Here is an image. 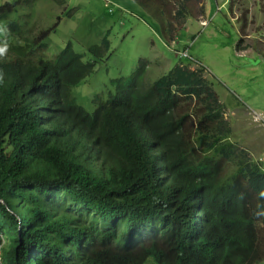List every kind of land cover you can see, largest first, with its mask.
Returning a JSON list of instances; mask_svg holds the SVG:
<instances>
[{
    "label": "clouds",
    "instance_id": "1",
    "mask_svg": "<svg viewBox=\"0 0 264 264\" xmlns=\"http://www.w3.org/2000/svg\"><path fill=\"white\" fill-rule=\"evenodd\" d=\"M40 1L7 0L0 8L8 2L18 4L19 8H24L23 11L19 10L21 13L18 24L34 29L41 23L30 25L31 13ZM49 1L42 0L41 4H52ZM77 1H68L74 5L73 8L65 11L61 16L63 19L57 18L54 25L52 22L50 28L43 29L41 38L33 33L37 45L43 47L45 44L46 48L36 45L37 54L24 57L23 60L17 59L12 54V49L28 54L29 51L23 49L27 45L20 38L11 35L7 27L0 29V160L13 152L15 143L22 141L23 144V155L20 158L4 160L0 165V264H18L20 243L16 244V234L23 222L20 214L28 209L26 204L21 208H11L8 201L29 194L38 202L45 203L46 215L59 221L58 229L65 235L63 240L55 235L53 245L46 243L25 250L23 256L29 264H37L39 259L48 257L50 251L56 249L61 250L63 259H70L74 264H123L119 261L121 255L133 256L140 250L161 252L158 260L149 258L148 264H174L178 253L174 245L178 240H182L187 249H193L201 242L203 217L210 215L206 207L204 185L199 180L190 183L188 176L179 170L175 163H171L170 153L163 142L154 134L150 125L141 119L140 104H136L138 112L133 108L132 89L122 86L119 88L120 86L114 83L115 90H110L107 96L97 95L89 103L82 104L74 89L71 91L61 85V76L56 64L63 50L57 56L53 54L50 45L54 40L50 34L57 32L59 27L64 28L66 20L81 11L82 7L77 8ZM148 1L143 0V12L150 18L149 27L163 46L174 50L175 46H179L182 34H178L173 40L167 38L165 21L169 12L165 14L164 11L155 10L154 5L148 4ZM35 3L37 4L33 6ZM121 10L130 11L122 6ZM27 11L30 13L26 14ZM198 18L201 29L207 25L206 15H198ZM156 19L161 28L155 24ZM154 26L160 30H156ZM196 38L197 36L191 38L183 50L176 51V56L180 60H192L194 64L190 70L204 69L203 78L213 83V80L204 77L208 74L207 68L189 53V48ZM15 39H18V45ZM67 45L64 44L63 49ZM182 52H187L189 58L181 57ZM105 54L111 56L112 50ZM89 55L93 58L95 56L91 53ZM83 56L85 58V54ZM84 58L79 64L83 68L87 67L91 60L85 61ZM237 58L246 60L244 57ZM100 63H96V69ZM149 66L147 64V71ZM160 78L162 77L157 80ZM3 89L10 91L11 99L3 100ZM160 90L161 95L158 97L152 91L150 101H147L145 96L149 105V113L145 118L164 117V112L150 111L157 107L159 99L167 100L165 89ZM93 106H96L95 110ZM231 130L233 134L232 126ZM98 131H103V134ZM104 133L111 137L115 148L106 145ZM47 158L52 159L60 169L68 171L74 180L90 178L102 185V191L109 193L113 181L108 170L114 161H117L136 170L141 187L157 181L163 188L165 201L154 210L150 220L144 219L139 233L129 230L131 212L110 211L98 219L97 229L89 236L82 218L105 208L98 203L97 197H72L62 189V183L48 188L32 182H15L6 175L7 169L13 165L20 162L23 167H28L32 162L35 171H31L30 176H34V172L41 171L43 160ZM258 160L264 162V158ZM4 182L8 185L2 188ZM32 190L37 192L32 193ZM1 207L14 218V232L11 234L2 227L4 220ZM103 234L106 236L100 245L98 241ZM61 241L64 242L63 250Z\"/></svg>",
    "mask_w": 264,
    "mask_h": 264
},
{
    "label": "trees",
    "instance_id": "2",
    "mask_svg": "<svg viewBox=\"0 0 264 264\" xmlns=\"http://www.w3.org/2000/svg\"><path fill=\"white\" fill-rule=\"evenodd\" d=\"M63 1L50 0L49 3L61 4ZM188 1L179 0L178 8L174 12L176 15L172 16L170 12L169 16L167 15L170 21L165 26V34L170 40L186 31L187 20L195 16L187 5ZM136 2L143 4V0ZM117 4L120 5V10L121 6H131L126 1ZM233 8L234 4L231 3L230 10ZM19 10L23 11L24 8H19L18 4L11 2L0 8V29L7 27L11 35L20 38L27 45L23 49L29 51L28 54L12 49V54L23 60L24 57L37 54V46L46 48V45H37L33 30L18 24L21 13ZM207 11V4H204L197 15H206ZM242 19L247 25L246 15ZM154 28L160 30L157 26ZM242 28L245 30L247 26L243 25ZM102 39L100 45L90 47L89 53L95 56L84 68L79 65L84 54L77 53L72 43L63 49L56 64L63 87H68L71 91L74 89L78 95L77 91L96 71L98 60L104 58V55L99 57L100 53H109L111 50L109 37ZM15 41L18 45V39ZM251 48L253 47L246 48L238 44L236 50L240 52ZM193 64L190 59L180 60V64L154 84H150L146 76L145 79L142 78L140 72H135L133 77L113 81L119 88L122 86L132 89L133 108L138 112L136 104H140L141 119L150 125L154 134L163 142L170 153L171 163H175L178 169L188 176L190 183L199 180L204 185L206 207L210 215L203 217L201 242L193 249H187L183 241L178 240L174 245L178 251L174 264H264V162L253 159L246 149L231 142V126L223 118L218 96L211 83L203 78L204 69L190 70ZM160 88L165 89L167 100L159 99L157 107L150 111L164 112V117L145 118L149 113L146 99L150 101L152 91L157 97L160 96ZM2 92L4 101L12 98L9 90L3 89ZM98 132L103 134V131ZM104 139L108 147H116L109 135L104 133ZM22 146V141L15 143L13 152L1 159L0 165L4 160L20 158L23 155ZM33 170L32 162L28 167H23L19 162L7 169L6 175L15 182H32L48 188L62 183V189L72 197H97L98 203L105 208L82 218L89 236L97 229L98 219L110 211L131 212L129 230L139 233L144 219L150 220L154 210L165 201L163 188L157 181L141 187L136 170L117 161H114L108 170L113 181V185H110L111 193L102 191V185L90 178L74 180L68 171L60 169L50 158L43 160L40 172H34V176H30ZM7 185L8 183L4 182L1 186L5 188ZM36 192L37 190H32V193ZM8 203L11 208H21L25 204L28 206L26 212L20 214L23 222L16 234V244L20 243L18 264H29L23 256L28 248L46 243L53 245L55 235L60 240L65 239V235L58 229L59 221L46 215L44 202H38L29 194ZM1 213L4 220L2 227L8 233H13V216L3 207ZM105 236L106 234H103L98 241L100 245ZM60 245L63 250L64 242L61 241ZM160 253L140 250L133 256L121 255L119 261L123 264H148L149 258L158 260ZM62 257L60 249L51 250L49 256L39 259L37 264H74L70 259Z\"/></svg>",
    "mask_w": 264,
    "mask_h": 264
},
{
    "label": "rangeland",
    "instance_id": "3",
    "mask_svg": "<svg viewBox=\"0 0 264 264\" xmlns=\"http://www.w3.org/2000/svg\"><path fill=\"white\" fill-rule=\"evenodd\" d=\"M22 1L24 2V0ZM68 1H63L62 5L54 3L47 5L48 3L41 4V0L38 4L33 5L37 4L31 13L30 25L36 22L41 23L32 29L37 37L41 38L43 29L50 28L52 22L54 25L57 18L63 19L61 16L65 11L68 8H73L74 5ZM122 1L130 3L131 6L125 7L130 9L129 12L118 8L119 4L117 3ZM6 2L7 0H0V6ZM178 2L179 0H149L148 4L154 5L155 10L164 11L165 14L170 12L175 16L174 12L178 8ZM231 3L234 4V8L229 12L228 19L225 16L227 14L226 10L223 9L217 12L213 9V16L208 18V22L211 24L209 28L203 30V37L198 38L201 35L199 25L189 28L194 30L196 35L198 34V39L196 38L197 41L194 43L196 46L192 49V52L199 55L196 48L198 47L199 51L203 50L201 54L204 57L200 54L199 58L208 61V66L213 58L218 63H221L219 59L224 60L226 71L230 74H233V71L242 70L243 80L246 84L251 87L259 84L258 100H262L264 97V84L260 83H262L261 78L264 76V61L260 65L257 63L259 60L255 62L256 65L250 61L251 65L258 68L243 70L242 67L245 65H242V62L244 63V61L242 58H233V49L235 50L237 45L241 44L246 48H253L240 52L252 54L262 50L264 56V0H234L233 2L230 1ZM106 4H108V7H106ZM204 4H207V0L188 1L187 5L190 11L195 14L194 19L200 20V18H197V14ZM79 7H82L81 11L68 18L64 28L59 27L57 32L50 34V37L54 40L50 45L53 54L57 56L63 50L64 44L72 43L74 50L77 53L85 54L84 60L89 61L93 56L87 55L88 49L100 45L103 36L109 37L112 48L111 56L103 51L100 53L99 57L104 55L105 58L100 59L101 61L98 60V63H103L98 65L96 71L86 79L84 85L82 84L83 86L77 91L79 102L82 104L89 103L97 95L105 94L107 96L110 90H115L114 80L133 77L135 72H140L144 79L146 76L150 84L154 83L159 77H164L176 67L180 62L179 57L176 56V51L183 50L188 45L187 41H181L179 46L174 47V50L163 46L149 27L151 25L150 18L143 12V4L140 2L133 0H78L77 8ZM28 13L30 12L27 11L26 14ZM245 15L247 25L242 19ZM168 21L170 19H166L165 24ZM158 22L156 19L155 24L157 25ZM188 23H191V18ZM243 25L247 26V28H244L245 30L242 28ZM108 31L111 32V35ZM183 34H186L185 31H183ZM228 41L231 42L226 50L224 47ZM242 41L243 43H241ZM229 60L232 61V65L229 64ZM147 64L150 65L149 71L146 69ZM212 68H214L213 65ZM207 75L205 74V76ZM216 77L219 78V76ZM254 79H257V82ZM211 85L214 88L215 83H211ZM246 86L244 85V87ZM249 103L253 105L252 102ZM95 109L96 106H93V110ZM225 119L233 129L231 142L237 143L240 148L252 151V143L255 142L251 138V131L253 130L246 128L248 118H232V122L231 118ZM241 119H244L245 122L241 123ZM259 142L258 140L257 149L261 146L262 141L260 144Z\"/></svg>",
    "mask_w": 264,
    "mask_h": 264
},
{
    "label": "crops",
    "instance_id": "4",
    "mask_svg": "<svg viewBox=\"0 0 264 264\" xmlns=\"http://www.w3.org/2000/svg\"><path fill=\"white\" fill-rule=\"evenodd\" d=\"M228 5H229V0H207V7L209 6L208 8L209 13L207 11L206 19H205L207 20V25L201 28V31L199 32L201 35L198 38L204 36V32H203L204 29L209 28L211 23L208 22V18H211L213 16V9H215V11L217 12L222 11L223 9L226 10L227 14L225 16L228 19V14L231 11L230 6ZM194 18L195 17L191 19V23H188L187 21L186 26H188V28L185 31L186 34L182 33V36L180 38L181 41L188 42L190 41L191 38L193 39L194 36L198 35V34L195 35L196 32L194 30L189 29L196 25H200L197 19H194ZM197 18H198V15H197ZM197 39L194 40V43H196ZM230 42L231 41H228L227 44L225 45L224 48L226 50L228 49V46H230ZM194 43L189 48V53L192 57H194L196 60H198L200 63H202L207 68L208 75L204 77L211 81L214 79L213 83H215V86L213 89L216 92L219 101L221 102L222 109H223L222 113H223L224 118H231V122H232V118H248L246 121V128L248 130H253L251 131L252 133L251 138H253V141L255 142V143H252L253 150L250 151L249 149L248 152L255 160L264 158V97L262 98V100H258L259 84L255 87L253 86L251 87L249 86V84H246L243 80L244 74L242 70H238L235 72L233 71V74H230L228 71H226L224 60L222 59H219L221 63H218L217 60L213 58L210 60V63L208 66V61L206 62L204 59L199 58L203 50L199 51V48L198 47L196 48L197 51L199 52V55H195L192 52V49L196 46ZM233 51H234L233 58L235 57L237 58V56L246 58L245 61L243 60L244 61L243 65L245 66L244 67L241 66L243 70L244 69L255 70L256 68H258L255 66L256 65L255 62L259 60V62L257 63L260 65L261 62L264 61V56L262 55V53H260L261 51L260 52L258 51L252 54L250 53L247 54L243 52L239 53L236 51V49L235 50L233 49ZM230 61L231 60H229V64L232 63V61L231 62ZM250 61L254 62L253 64L255 65H251ZM212 65L214 66V68H212ZM216 76H219V78ZM261 79H262V83L260 84H264V76ZM254 80L257 82V79H254ZM244 85H247V86L244 87ZM249 102H252L253 105L250 104ZM243 122H245V120L241 119V123ZM238 123H240V121H238ZM237 126L239 127L238 124ZM258 140L260 142L262 141V143H261V146L257 149L256 147L258 146L257 145Z\"/></svg>",
    "mask_w": 264,
    "mask_h": 264
},
{
    "label": "built area",
    "instance_id": "5",
    "mask_svg": "<svg viewBox=\"0 0 264 264\" xmlns=\"http://www.w3.org/2000/svg\"><path fill=\"white\" fill-rule=\"evenodd\" d=\"M181 57H187L189 58V54L187 52L180 53Z\"/></svg>",
    "mask_w": 264,
    "mask_h": 264
},
{
    "label": "water",
    "instance_id": "6",
    "mask_svg": "<svg viewBox=\"0 0 264 264\" xmlns=\"http://www.w3.org/2000/svg\"><path fill=\"white\" fill-rule=\"evenodd\" d=\"M243 59V58H242Z\"/></svg>",
    "mask_w": 264,
    "mask_h": 264
}]
</instances>
